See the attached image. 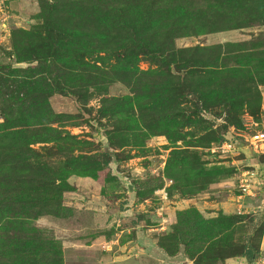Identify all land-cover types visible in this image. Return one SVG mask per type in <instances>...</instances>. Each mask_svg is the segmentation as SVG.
I'll list each match as a JSON object with an SVG mask.
<instances>
[{"label": "rangeland", "instance_id": "obj_1", "mask_svg": "<svg viewBox=\"0 0 264 264\" xmlns=\"http://www.w3.org/2000/svg\"><path fill=\"white\" fill-rule=\"evenodd\" d=\"M45 1L57 6L58 38L43 50ZM119 11L145 41L164 50L202 47L197 60L217 67L193 68L202 74H190L187 84L161 74L149 56L117 70L116 54L128 37ZM263 11L264 2L255 0L9 2L0 90L14 92H0V241L7 239L0 264H196L201 256L192 259L185 243L170 238L192 210L206 220L244 216L231 240L241 245L257 237L255 264H264V149L251 138L264 133ZM247 43L243 59L236 45ZM59 85L65 92L51 95ZM257 98L261 114L254 117L248 106ZM106 99L111 112L103 117ZM228 115L240 118L237 127ZM223 134L232 148L223 150ZM73 143L78 159L70 164L63 152ZM37 163L52 170L55 186L67 181L70 188L47 191L48 203L24 218L37 230L32 236L8 225L18 209L5 208L15 207L11 200L22 192L39 196ZM65 168L80 173L60 175ZM231 256L215 264H248Z\"/></svg>", "mask_w": 264, "mask_h": 264}, {"label": "trees", "instance_id": "obj_2", "mask_svg": "<svg viewBox=\"0 0 264 264\" xmlns=\"http://www.w3.org/2000/svg\"><path fill=\"white\" fill-rule=\"evenodd\" d=\"M258 3H263L264 0H255ZM106 7V6H105ZM56 5H53L52 3H49L48 1L43 2L42 5V15L40 17L42 18L43 24L45 25V28L43 29L45 38H43V42H41L38 46L42 47L44 49H49L51 48L52 44L58 38L55 29L52 27L54 23H52V16L54 14V11L57 9ZM121 15V26L122 28L127 32V39L121 44L119 52H117L116 57L119 60V66L117 67V70H120L122 67V70L125 67H129V65H135L141 60V56H149L151 61L155 63L158 67L161 74H166L170 77L176 78V80L179 81V83L187 84L188 80L187 78L190 76V74L194 76H201L200 71H196L191 73V70L195 67L197 68H202V69H214L217 67L216 63L213 62V60H197V55L201 54L206 51V49H203L202 47H197V48H190V49H183V50H175L173 48H168L166 50L158 48L156 46V43L151 42V41H145L141 35L142 32L135 27V24L133 22H129L126 20L123 23L124 18L126 17V14L123 11H119ZM264 12V11H263ZM129 22V23H128ZM128 23V24H127ZM149 39V38H148ZM247 44H239L236 45L239 54L242 52H245L244 56H241L243 59H249L248 55H246V52L250 50L251 47H248ZM155 46V47H154ZM158 49V50H157ZM52 52V50L50 51ZM206 54V53H204ZM237 56L236 58H239ZM246 57V58H245ZM180 58L179 60H177ZM241 61V60H240ZM200 66V67H198ZM190 69V71H189ZM173 71H176V73H184L183 78L179 74L174 73ZM230 72H235L239 73L242 71V68H233L232 70H229ZM190 72V73H188ZM188 73V74H187ZM175 83V82H174ZM49 86V85H48ZM5 89H8L11 93H13V89L9 86L5 87L3 86L0 92L6 94L7 91ZM55 92L61 93L65 92L63 88L59 86H56L54 88L51 87L50 93L53 95ZM257 103L253 107L252 104L248 106L250 113L252 116L256 117L261 114V103H260V98H257ZM19 101V100H18ZM36 101L33 99L32 103ZM23 105L27 109H29V112H32L34 109V105H29L27 103V100L22 101ZM228 103V102H227ZM231 108V106L228 104L224 109ZM118 109V108H116ZM114 109V110H116ZM28 111V110H27ZM111 112V109L109 108L107 104V99H106V104L104 105V110H100V114H102L103 117L107 116ZM115 117L118 120H123L121 118V113L116 112L114 113ZM113 114V115H114ZM230 114V112H229ZM60 117V116H59ZM240 121V118L237 116H227V123H231L230 125L236 126V122ZM125 123V122H122ZM120 123H118L119 125ZM126 124V123H125ZM129 125L126 124V126ZM6 125H2L1 127H4ZM229 125H225L222 127L224 133L228 130ZM57 131V130H56ZM55 131V132H56ZM74 139V138H72ZM231 142L230 137H226L225 134L220 138L219 142L224 143V142ZM74 143L70 145L68 150L66 152L64 151L63 154L66 157L68 163H73L75 162L78 158L73 156L74 153ZM110 154L105 153L101 157L104 158L103 160V165L107 166L110 163ZM81 160H87L88 161H94L99 164L98 159H94L91 156H81L79 157ZM85 162V163H86ZM83 163V164H85ZM40 169L38 168V163L36 169L42 170L41 172V179H40V184L41 186L37 187V194L32 193H21V195L18 198H22L16 201L11 200V202H15L13 205L10 203L8 208L6 207L5 212H11V210L15 211L16 209V220H10L8 225L10 224H19L21 225V230L24 231V235H32L36 234L37 230L36 228L32 227L31 223L28 221L26 222L24 218L28 217L29 212H34L37 211L38 207L42 208L41 204L48 203V194H52L53 189L55 190H63L68 191L70 186L68 185L67 181H65L62 185L60 186H55V181L52 177L53 173L50 168H43L41 165ZM0 167V171H1ZM23 174H27L24 172V168L22 171H20ZM68 173L72 174H79L80 172L78 171H70L68 169H63L60 175L67 176ZM95 172H91L89 175H95ZM60 177V176H58ZM61 178V177H60ZM49 191L47 194L46 192ZM61 197H63V193L60 194ZM34 196V197H33ZM54 202L57 200L54 198ZM42 211V210H40ZM26 213L25 215H23ZM184 217H189V219L183 221V223L179 222L178 225L175 227L174 233L170 236V238H173L175 243H185L186 247L188 248V253L192 257V259H195V255L199 254L201 258L196 260V264H215L218 263L225 257L226 255H232L231 257H237V258H244L247 260L248 264H255L256 257L261 255L260 253V244L257 240V237H251L248 241L243 242L241 245H235L233 240H231L232 233V228L238 223L244 220V216H224L221 215L216 219L212 220H206L203 219L199 213H197L196 210L188 211ZM193 220V221H192ZM194 223V226H193ZM263 225L262 227L258 228L257 231L262 232ZM189 237H192L191 240L196 243L197 245L194 247L193 243L191 241H188ZM5 238H10V240H17L16 238H13L12 236H7ZM28 238L24 237V240H27ZM7 240V239H3ZM23 240V239H22ZM2 240L0 243L3 242ZM18 241V240H17ZM28 241V240H27ZM19 242V241H18ZM23 242V241H21ZM18 244V243H17ZM25 245H30L27 242H24ZM236 246V247H235ZM23 247V246H22ZM19 248V247H18ZM28 248V247H27ZM168 251H170L168 249ZM45 257L49 255L47 252L43 253ZM222 254V256L220 255ZM43 256V257H44ZM39 264H44V261H39Z\"/></svg>", "mask_w": 264, "mask_h": 264}, {"label": "built area", "instance_id": "obj_3", "mask_svg": "<svg viewBox=\"0 0 264 264\" xmlns=\"http://www.w3.org/2000/svg\"><path fill=\"white\" fill-rule=\"evenodd\" d=\"M13 2L15 0H0V43H3L6 41V36L9 31L8 26H9V18L8 14L4 12V9L6 5L9 2ZM253 139V144H260V147L264 149V133H257L251 137ZM223 150L225 149H230L233 147V144L231 142H224L222 145Z\"/></svg>", "mask_w": 264, "mask_h": 264}]
</instances>
